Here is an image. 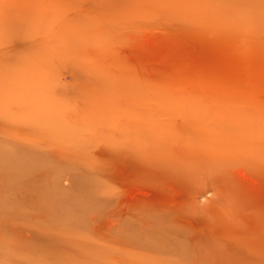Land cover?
<instances>
[{"label": "rangeland", "instance_id": "obj_1", "mask_svg": "<svg viewBox=\"0 0 264 264\" xmlns=\"http://www.w3.org/2000/svg\"><path fill=\"white\" fill-rule=\"evenodd\" d=\"M0 264H264V0H0Z\"/></svg>", "mask_w": 264, "mask_h": 264}]
</instances>
